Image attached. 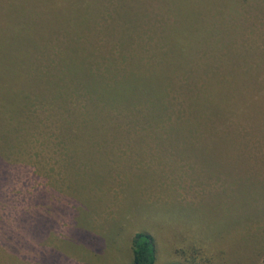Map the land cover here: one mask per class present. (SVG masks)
<instances>
[{
    "label": "trees",
    "instance_id": "obj_1",
    "mask_svg": "<svg viewBox=\"0 0 264 264\" xmlns=\"http://www.w3.org/2000/svg\"><path fill=\"white\" fill-rule=\"evenodd\" d=\"M4 4L9 13L0 19V31L16 29L18 43L3 35L9 44L0 47V125L17 119L20 126L22 115H33V102L54 110L65 97L58 107L74 111L68 136L81 132L69 146L73 157H109V140L122 150V122L129 129L142 126L124 136L134 134L138 154L148 157H264V34L258 20L264 19V1ZM13 69L18 91L8 96L3 91ZM1 184L4 242L12 239L4 237L5 218L17 210L5 206ZM132 255V264H156L154 237L136 233Z\"/></svg>",
    "mask_w": 264,
    "mask_h": 264
},
{
    "label": "rangeland",
    "instance_id": "obj_2",
    "mask_svg": "<svg viewBox=\"0 0 264 264\" xmlns=\"http://www.w3.org/2000/svg\"><path fill=\"white\" fill-rule=\"evenodd\" d=\"M4 34L18 43L16 29ZM4 34L0 47L9 44ZM7 77L3 92L13 96L18 76L13 69ZM58 106L35 101L22 125L8 115L12 123L0 125V181L5 206L17 210L4 217L12 239L0 240V264H132L138 232L154 237L156 264H262L264 157H148L134 134L124 136L127 122L122 150L109 140V157H73L81 132L68 136L74 111Z\"/></svg>",
    "mask_w": 264,
    "mask_h": 264
}]
</instances>
